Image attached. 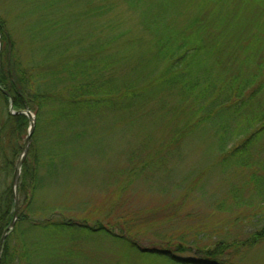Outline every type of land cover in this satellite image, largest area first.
<instances>
[{"label": "rangeland", "instance_id": "rangeland-1", "mask_svg": "<svg viewBox=\"0 0 264 264\" xmlns=\"http://www.w3.org/2000/svg\"><path fill=\"white\" fill-rule=\"evenodd\" d=\"M208 6L203 7L198 0H0L4 25L0 50L2 34L6 33L11 42L9 63L15 50L25 68L31 69L40 64L38 50L44 51L50 41L63 40L71 45L68 56L96 52L98 59L113 63L103 81L111 79L122 85L145 73L150 60L148 71L153 77L160 75L165 64L153 65L151 59L156 35L165 27L171 32L181 31L197 17L205 20ZM221 56L224 61L214 68L215 75L227 74V66L231 76L244 71L240 75L244 81L255 73L256 63H264V52L254 58L252 67H245L237 53ZM0 66L1 75L2 57ZM207 69L203 64L199 71ZM147 83L138 82L136 88ZM147 88L146 92L155 91V86ZM155 94H145L141 104L124 113L93 119L88 138L81 142L84 150L61 167L58 176L47 178L45 171L41 172L44 181L35 191L30 211L23 214H39L41 219L53 214L54 219L85 221L90 226L102 224L116 233L130 229L142 248L157 247L166 240L187 242L192 249L182 256L196 259L203 257L202 247L264 232V205L257 191L264 188L250 177L256 172L264 176V132L253 140L250 165L242 170L225 160L217 136L221 133L233 137L240 121L264 112V79L242 95L245 106L241 110L246 115L213 108L214 97L203 101L205 111L199 117L204 123L209 117L211 120L200 130L186 133L178 147H172L171 141L177 128L187 122L185 103L177 91ZM30 99L25 105L11 99L7 103L12 115H24L29 121L27 136L32 123L36 126ZM195 110L201 112L200 105ZM216 124L222 126L217 133ZM173 126L175 131L170 132ZM255 128L231 138L228 147L243 149ZM42 144L43 140L40 147ZM32 153L33 135L24 163L32 165ZM32 183L30 179L19 186L16 224L29 200ZM11 212L14 216L15 203ZM25 236V243L32 246V260L24 264H50L61 257L65 264H121L124 260L120 247L100 235L78 232L71 243L70 236L62 233L59 244L52 246L39 230L28 229ZM21 244L16 240L13 247ZM67 250L71 255H62ZM48 251L61 253V257L50 262L51 257H42ZM242 254L246 264H264V242Z\"/></svg>", "mask_w": 264, "mask_h": 264}, {"label": "trees", "instance_id": "trees-1", "mask_svg": "<svg viewBox=\"0 0 264 264\" xmlns=\"http://www.w3.org/2000/svg\"><path fill=\"white\" fill-rule=\"evenodd\" d=\"M198 2L203 7L209 5V13L205 20L197 17L187 27H182L181 31L171 32L165 27L163 32L156 35L157 41L151 59H153V65L165 64L161 74L153 77L152 71H148L150 60L145 73L125 81L122 85L115 84L111 79L103 81L107 71L112 70L113 63L106 62L104 58L98 59L96 52L68 56L66 54L71 45L65 44L63 40L50 41L44 51L38 50L40 64L36 67L25 68L15 54V50H12L9 63L8 52L11 42L6 33L2 34L0 240L14 219L11 212L15 203L13 200L14 172L19 155L22 154V141L27 137L29 123L24 115L10 113L7 109L8 100L19 101L25 105L30 97V101L33 102L30 109L35 114L36 126L33 134V162L32 165L24 163L22 181L20 180V187L21 183L33 180L30 197L22 214H19L14 230L6 237L1 264L31 263L32 252L29 248L32 246L25 243L28 229L39 230L45 242L52 243L51 246L59 244V235L62 233L70 236L71 243L78 232L85 235L104 236L122 250L124 260L121 264H246L242 251H252L264 242V232H256L243 240L226 244L219 242L202 247L204 255L196 259L182 256L181 253H187L192 249L187 242L175 243L166 240L161 242L160 246L142 248L136 241L137 236L130 229L116 233L109 226L102 224L90 226L85 221L77 223L63 217L54 219L53 214L44 219H41L39 214H23L27 209L30 211L34 203L35 191L44 181V174L42 175L41 172L45 171L47 178L58 176L60 168L69 165L75 155L84 150L81 142L88 138L89 131L94 126L93 119H102L107 117L108 113L118 114L131 110L143 102L145 94L152 96L156 95L155 93L177 91L185 103V109L188 112L187 122L181 128H177L176 136L171 141L172 147H178L179 141L186 133L200 130L211 120L209 117L204 123V120L199 117L205 111L201 103L209 101L207 99L214 97L213 108L223 112L229 111L231 115H246L244 110H241V106H245L242 95L247 88L263 81L264 63H256L255 73L247 81L240 77L244 71L239 75L231 76L228 75L232 72L231 69L225 66L227 74L215 75L214 68L222 65L224 60L221 59V55L228 52L239 54L245 67H252L254 58L264 52V0H198ZM3 26L0 20L1 32H3ZM217 29L221 31H215ZM32 44L34 45L33 40ZM42 54H45L43 58ZM204 57H206L205 60ZM203 64L208 67L204 72L199 71ZM146 81L148 85L136 88L138 82ZM147 86H155V91L146 92ZM4 91H7L9 96H6ZM252 98L253 96L250 97ZM199 105L201 112L195 110ZM14 108L18 110L17 105ZM216 126L218 129L214 128L217 133L222 126L217 124ZM255 126L257 128L251 137L242 145L243 149L228 147L227 143L232 141L231 138H237ZM171 130L175 131L174 126L169 129L170 132ZM263 132L264 112L252 119L246 118L240 121L238 131L233 137L228 138L225 134L217 133L221 153L223 155L225 153L224 158L229 161V165L232 164L241 170L249 167V152L253 146V140L259 139ZM42 140L43 144L40 147L39 142ZM250 177L264 188L262 184L264 176L256 172ZM257 191L264 205V190ZM124 224L125 222L122 225ZM16 240L22 244L13 247ZM56 250L59 251L60 248L57 247ZM67 252L70 251L67 250L62 255H71ZM46 256L51 257V262L58 256L61 257V253L59 255V253L53 254L48 251L42 257ZM61 259L62 257L50 264H65Z\"/></svg>", "mask_w": 264, "mask_h": 264}, {"label": "water", "instance_id": "water-1", "mask_svg": "<svg viewBox=\"0 0 264 264\" xmlns=\"http://www.w3.org/2000/svg\"><path fill=\"white\" fill-rule=\"evenodd\" d=\"M4 94L9 96V93L7 91H4ZM34 130H35V124L32 123L29 135L27 136V139L25 142V146L23 147V150H22L21 157L18 160L16 167H15L14 180H13L14 201H15L14 219L11 222L10 226L5 230L4 235L0 241V264H1V259H2V248L5 243L6 237L8 236L9 232L14 229L16 222H17V217L19 213V186H20V180H21V175H22V168H23L24 162L29 152V146L31 144L32 135L34 133Z\"/></svg>", "mask_w": 264, "mask_h": 264}]
</instances>
